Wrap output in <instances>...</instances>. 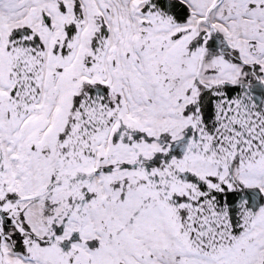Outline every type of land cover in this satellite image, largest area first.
Wrapping results in <instances>:
<instances>
[{"label":"snow or ice","instance_id":"snow-or-ice-1","mask_svg":"<svg viewBox=\"0 0 264 264\" xmlns=\"http://www.w3.org/2000/svg\"><path fill=\"white\" fill-rule=\"evenodd\" d=\"M0 264H264V0H0Z\"/></svg>","mask_w":264,"mask_h":264}]
</instances>
